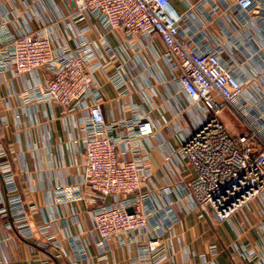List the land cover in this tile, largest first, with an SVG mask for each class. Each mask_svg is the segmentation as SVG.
<instances>
[{
    "label": "built area",
    "instance_id": "built-area-1",
    "mask_svg": "<svg viewBox=\"0 0 264 264\" xmlns=\"http://www.w3.org/2000/svg\"><path fill=\"white\" fill-rule=\"evenodd\" d=\"M70 1V11L55 8L54 17H38L37 29L14 33L9 21L0 19V88L10 77L24 79L18 93L22 104L48 103L65 113H84L80 180L54 193L60 204L88 198L94 205L91 227L86 237L72 235L67 247L50 235L42 245L54 246L64 264H113L118 253L130 264H177L174 239L184 198L215 222L229 223L238 236L243 224L239 229L236 218L257 201L264 242V0H197L187 2L185 13L171 0ZM62 23L65 35L59 32ZM96 24L102 32L97 40L89 35ZM120 32L123 42L114 45L109 36ZM154 36L164 44L176 95L189 105L200 104L203 115L179 140L180 156L193 175L185 178L182 169L168 165L165 186L150 190L146 184L154 171L145 143L156 133L154 119L138 112L108 119L97 72L128 57L129 46ZM108 78L127 92L123 65ZM224 109L238 117L240 131L223 120ZM7 157L0 137L6 191L0 188V213L10 216L8 228L32 237L30 211ZM169 175L182 179L180 187ZM243 248L250 260L260 255L249 244ZM211 249L216 252L217 244Z\"/></svg>",
    "mask_w": 264,
    "mask_h": 264
},
{
    "label": "crops",
    "instance_id": "crops-1",
    "mask_svg": "<svg viewBox=\"0 0 264 264\" xmlns=\"http://www.w3.org/2000/svg\"><path fill=\"white\" fill-rule=\"evenodd\" d=\"M171 1L185 13L187 2L197 0ZM72 5L70 0H0V19L8 20L10 29L18 33L39 28V18L54 17L55 8L68 12ZM63 28L62 23L59 32L65 35ZM210 29L217 30L218 26L210 24ZM89 35L95 40L100 39V27L94 25ZM109 38L117 45L123 42V33ZM164 52L162 40L154 36L129 46L128 57H119L104 71L97 72L105 93L103 110L108 119L130 118L137 112L149 114L154 119L156 133L145 143L154 171L153 180L146 184V189L150 190L165 186L169 167L176 172L182 169L185 178L193 175L190 163L180 156L179 140L183 132L203 115L200 104L189 105L184 96L176 95ZM118 65L127 70V92L124 94L108 78ZM24 83H27L24 79L10 77L1 85L0 137L8 150L7 159L13 167L18 193L30 211L33 236L25 237L15 227L8 228L6 223L10 216L0 213V254L5 258L1 264H64V258L55 257L54 246L46 248L42 243L50 235L67 247L72 235L86 237L91 227L89 212L94 205L88 198L60 204L54 193L57 187L73 185L80 180L85 159L84 113H65L61 107L48 103L24 105L18 97ZM222 118L232 131L241 130L240 120L229 109H224ZM174 180L180 187L182 179ZM0 188L5 195L1 174ZM182 203L185 212L176 227L174 239L177 264H264V242L258 233V224L263 220L258 214L257 201L236 218L239 229V224H243L240 236L229 223L215 222L213 217L195 208L189 199L184 198ZM44 227H48L47 232L43 231ZM213 243L217 244L216 252L211 249ZM246 244L259 250L260 255L252 260L245 257L242 251ZM91 251L95 253L94 245ZM111 260L113 264H130L121 253Z\"/></svg>",
    "mask_w": 264,
    "mask_h": 264
},
{
    "label": "water",
    "instance_id": "water-1",
    "mask_svg": "<svg viewBox=\"0 0 264 264\" xmlns=\"http://www.w3.org/2000/svg\"><path fill=\"white\" fill-rule=\"evenodd\" d=\"M129 211L132 212L133 211V208H129Z\"/></svg>",
    "mask_w": 264,
    "mask_h": 264
}]
</instances>
